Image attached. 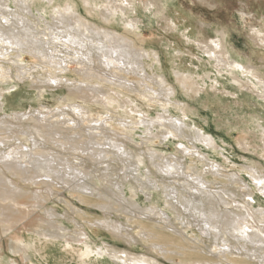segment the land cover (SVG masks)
I'll use <instances>...</instances> for the list:
<instances>
[{
	"label": "rangeland",
	"instance_id": "1",
	"mask_svg": "<svg viewBox=\"0 0 264 264\" xmlns=\"http://www.w3.org/2000/svg\"><path fill=\"white\" fill-rule=\"evenodd\" d=\"M0 1H5L3 3L8 4L12 12L19 11V0ZM27 1L31 3L32 7V0ZM49 1L50 0H36L39 7L48 5L45 11L46 20L39 17L40 13L37 11V8V10L32 8L30 10L32 14L29 13L26 16L27 19L32 21L40 20L37 23H40L38 26L43 29L47 26L50 27L57 24V21L53 20L55 9L53 8V4L48 3ZM74 1L79 4L82 15L87 19L107 29H117L128 39L136 43H133L136 49H141V51L142 48L149 50L155 49L160 52L163 70L168 76L169 81L176 87V95L167 93L168 95L166 96V92H156L159 87L158 85H154L150 80H158L155 78H158L160 74L157 73L156 67L160 66L158 64L154 65L155 59L152 53L150 59L148 56H144L143 58L145 72L147 77L149 76L147 80L145 79L146 82L140 74L125 75L119 73V69L121 71L123 67L120 66L117 61L111 65V70L117 68L118 71L115 70L114 74L117 77H121V79L123 77L122 80H120V78L114 80V78H109V75H101L100 78H95V76L93 78L85 77L81 72V68L78 67L76 63H71L69 64L70 70L60 75L69 82L52 86L43 83L40 79V77L47 73L46 69L42 70V68L38 67V71L35 68L36 64L41 62L30 54L25 53L20 56L21 59L20 57L15 58L17 59L15 61L17 62L16 65H19L20 68L24 66L25 68L23 67L22 69L27 68L28 70H32L29 76L30 78L25 75L24 80H19L16 77V70H14L13 76L10 78L8 74L1 73L0 70L1 101L2 103L4 102V96L8 97L10 100L6 107H3V104L0 107V124L4 120L6 124L0 125V129L5 126L3 128L5 132L1 134V136L8 138L10 134L11 136L14 135L12 131L17 128L23 129L22 131H24V133L16 135L17 137H15L14 140L13 138H11V140H2V142L4 141V145L2 144L4 147H6L5 145L11 147L13 143H15L16 146L22 149L28 147L33 152L35 149L31 141L32 138L40 142V138L33 127L41 126L48 131L57 130V122L55 121L68 122L69 118L61 116V111H67L75 116L73 110L68 109V105L87 110H89L88 107L94 105V110H90L91 117L96 120H100L104 117L109 121V125L107 124L102 127V134L95 135V132L87 131L86 122L88 123V120H86L84 124L80 123L77 128L76 126L73 127V122L70 121L67 125L71 128V132L70 129L62 127L63 130H59L61 137L58 136L59 138H56L61 141H68L70 144L84 141L83 139L85 138H92L96 140L97 143H102L105 141L104 138L109 136V139L113 138V140L126 145L128 148H126V152L123 149V152H119L121 153L119 155L124 153L123 159L125 160V164H121L122 162L119 160L114 161L116 156L113 154H111V157H109V155H104L102 158L95 156L93 158L92 151L90 150L83 153L69 148L72 147L70 145H67L65 150L61 144H57L55 141L51 140L49 143L45 144L44 147L40 146L39 148V150L45 152L50 151L51 154L58 155L59 158L65 157V161L68 162L73 170H82V173H85L86 176H90L89 178L82 176V178L86 177L88 179L84 178V180L88 183H92L94 187L98 186L102 188L105 193L109 194L111 199L105 196L100 197L99 195L92 194L93 192L78 191L75 177L71 178L70 184H61V181L56 179L55 181H48L49 185L40 186L37 183L33 184L32 181L23 180V174L26 177L32 176L33 178L37 176V174H43L41 170H34L26 166L29 172L24 173L22 168L16 163L14 164L17 166V171H19L18 175L15 176L9 171L4 170L6 177L14 181V183L21 188V192L18 193L17 196V206L12 207V209H16L14 217H17V221L15 220V223L10 222L11 219H9L8 224H6L7 222L2 223L0 220V264H30L25 259L22 251H14L15 247L9 239L14 233L19 237L21 236L28 245L32 246L31 260L35 264H127L125 260L129 263L132 262V260L135 261L143 258L153 261L152 264H191L183 260V252L187 251L191 253L199 252L203 256L206 255V257L212 259V263L203 264H230L227 258L223 257V259H221V254H216V256H214L215 252L212 250H214L215 245H213L210 252L204 253L202 251L204 248H207L211 239L212 242H214L212 237L213 234H210L211 236H203L200 227L195 224V220L193 222L195 224L194 227L187 228L180 225L183 220L182 216L186 217L188 215L183 211L180 205L188 207L185 198H187L186 196H188L189 191L185 190V193H182L183 198L179 200L178 207L175 208L166 206L167 201L169 202L170 200L166 198L165 195L167 192L165 191L168 186H172V182L175 179L180 180L178 177L179 174H177L180 171L182 172L180 176L185 174L184 176L187 177V174L189 175L188 169H190V171L193 168L202 171L209 170L207 167L203 166L205 164L200 160L202 158L201 156L199 157V153L200 155L206 156V159L211 161L212 164H218L222 170H220L219 175L206 176V179L212 183V188L215 187L219 189L229 183V178H232L233 192L236 196H230L229 200L231 201V206L236 208L232 210L235 213L236 220L242 221V218L239 219V217L244 215V217L247 218L246 220L249 219V227L252 226L254 228L255 226L254 230L264 231V216H262L264 215V192L256 185L251 177L250 170H248L249 168H254L256 164L259 163L264 165L263 94L258 93V88H254L252 84L253 78L244 75V73L237 69L231 70L228 63L219 62L209 51V48L213 45L212 40H216L218 37L217 33L226 31L228 35L227 41L230 44V51L232 54H234L237 59H241L246 65H253L264 72V42L261 41L258 38L259 35L256 34V32L260 31L261 35H264V0H136L137 6L139 7V15L137 14L136 16L140 19L137 21V27L133 29L121 23L120 25L115 23L118 26L115 24L109 26L104 19L102 20L99 17L98 14L101 10L103 11V8L99 7V4L105 2V0H91L90 3L92 5L90 6L84 3L83 0ZM150 1L153 2V6L150 4ZM66 2H69V0H58V5H63ZM0 11H3L5 14L8 12L6 6H4L2 10L0 8ZM136 16L133 15V18L136 19ZM1 22L2 24L5 23L4 21ZM40 28H38V30ZM198 42L202 43L198 44ZM207 43L208 46H206ZM11 54L12 57L16 56L15 52ZM209 55L211 57H209ZM19 63L22 64V66H20ZM2 64L10 66L13 69H15L16 66L15 64L13 65L11 60L0 59V66ZM225 64L226 66H224ZM104 66H102L105 68L104 71L109 73L108 66ZM193 82L195 86L192 85ZM146 83H149L150 86L147 87L145 85ZM150 87L151 89H149ZM46 89H48V91H46ZM258 90L260 91V89ZM82 92L88 94L90 97H94L96 101L93 102L92 99L87 96L83 98ZM145 96L149 97L146 98ZM145 98L147 100H145ZM184 104L189 106L190 111L188 113L189 118L186 119L182 117ZM15 113L28 115L18 121L10 117ZM75 114L77 115V112ZM160 116H163L165 119L168 118L165 121L166 123L163 121V124H166V126H169V119L171 117H174V119H182L188 125L190 124V129H198L205 135L213 137L217 141L216 147H206V145L201 142H194V145H192L185 139L180 140L173 137L171 138L170 136L167 140H163L159 132V128H162V126L151 129V132L147 127L148 125L142 123L143 119L147 120V117L157 121L160 119ZM33 117L40 120L39 123L31 120ZM73 118L79 121L78 117ZM44 119H46V122ZM188 119H190V121ZM47 125H50V127ZM64 129L68 131V135L64 132ZM73 131H78L80 136L75 138L76 136H74ZM181 144L190 147L194 157L189 155V153L183 154L181 152ZM2 145L0 143V146ZM79 146L88 147L86 144H79ZM106 149L111 148L106 146ZM67 150L68 152L64 153V151ZM54 151H60L61 154H56ZM131 152L134 154V158H132ZM142 155H145V164L142 162L139 163L140 160L137 156ZM151 155L156 156L157 160L160 159L159 162L161 161V163L163 161H165L163 163L170 161L167 164L174 165L172 162H176L177 164L175 165H178L177 169L179 170L174 171V177L168 175V170L166 171V169H154L149 161ZM127 156L130 159H126ZM98 161H101V163ZM103 161L105 164H102ZM108 162L113 166L115 165L114 167L117 169L114 178H117L115 181L120 182L122 185V187H120V191L122 192L120 196L136 200L143 213L137 211V209L136 211L144 215L146 214L145 216L135 215L133 212L128 213L125 208L121 209L120 206L123 205L124 202L117 201L113 195L109 193V188L112 187V185L108 183L110 186L108 187L100 180V174H103V171H105L104 169L107 168L106 163ZM3 163L0 162V164ZM133 163L137 164L135 165ZM127 164L129 165L127 166ZM132 164L135 167H132ZM192 166L194 167L192 168ZM181 167L184 169L182 170ZM149 169L150 173H148ZM109 171L113 173L112 170ZM124 171H126V175L125 173L123 174ZM212 171H216V169ZM129 172L130 177H128ZM95 173L97 175L99 174V176H95ZM166 175L170 177L168 178ZM144 176L152 180V182H155L158 187L152 185H150V187L148 186L150 189H143L140 187V183L142 182L141 179H143ZM216 176L218 178H216ZM138 177L137 183L133 178ZM188 177L191 182L194 181L190 176ZM215 179H218V181L216 182ZM41 180L42 179L39 178L37 182H41ZM56 181L59 182V184ZM194 183L196 184L198 182L195 181ZM171 188L172 187H170V189ZM211 190L214 191V189ZM180 191L181 188H179L178 193ZM37 194H39L38 196L40 199L36 198ZM80 194L97 202H101V204H87L82 199L78 198ZM132 194L134 198H132ZM180 195L181 192L179 196ZM7 202L8 205L12 203L10 201ZM170 202L177 204L175 201ZM247 203H249V205ZM154 205L160 206H158V208L161 209L158 210L160 212L155 211L156 213L154 212V214L149 213L150 209L156 207ZM195 205L212 210L205 199H202L201 203H195ZM231 206H221L224 216L226 210L232 209L230 208ZM248 206L250 207L248 213H250L251 216H247L245 210ZM133 210H135V208ZM161 211H163L162 213L165 215H162ZM7 214L10 213H7L6 210L5 215ZM49 216L54 217V220H50L51 218H49ZM165 216L170 220L165 219ZM232 218L233 220L235 219L231 217L230 220H232ZM39 221H41V223ZM47 222L54 226L57 225L56 227H64L69 231L67 234L74 232L76 229L82 232L86 231L89 238H79L81 240H79L80 242L76 238L77 240H73L74 242H70L71 244L68 246V243L65 242L66 237L57 238L58 240L45 237L42 228H46L49 225ZM137 222L148 224L153 227L152 229L156 232H162L164 234L169 233V235L175 236L178 238L177 243L179 245L163 246L164 250L160 251L159 249L161 246L153 247V245L149 243V241L153 240V235L150 232V237L152 236L150 239L147 238L149 236L147 234L149 233H146V235L138 233L140 231V226L135 225ZM11 224L16 225L12 230L6 231L4 227L6 225L10 226ZM173 225L177 226L182 233L174 232ZM243 227L242 228L245 230L248 229L245 226ZM224 228L221 230L223 233L226 232ZM13 230L15 231L14 233ZM227 231V234H229V232L232 235L238 234L234 233L232 230V232L230 230ZM209 232L212 233V230L210 229ZM249 233H251V230H249ZM262 234L264 236V233H260L261 236ZM87 244L93 250L88 257L84 255ZM105 245L113 249V251H110V255L105 254L104 257H101L98 252L101 249H107ZM234 254L236 255L234 256L235 258H243L245 262L264 264L261 260L252 262V260L246 259L245 255L240 253L234 252ZM239 255L243 257H237ZM154 261H156V263H154Z\"/></svg>",
	"mask_w": 264,
	"mask_h": 264
},
{
	"label": "bare ground",
	"instance_id": "2",
	"mask_svg": "<svg viewBox=\"0 0 264 264\" xmlns=\"http://www.w3.org/2000/svg\"><path fill=\"white\" fill-rule=\"evenodd\" d=\"M83 1L88 6L92 5L90 3L91 0H83ZM98 1H100V0H98ZM3 2H5V1H2V2L0 1V3H1L0 8L2 10V8L4 6H6L8 12H6V14H5L3 11H0V59L11 60L13 65L14 64L16 65L17 62L15 60H17V59H15V58L20 57L24 53L30 54L31 56L35 57L36 59H38L41 62V63L36 64V66H35L36 69L38 67L42 68V70L46 69L47 73L45 75H43L42 77H40V79H41V81H43V83H46L48 85L50 84L52 86H57L59 84L61 85L63 83H68L69 81L65 80L64 77H62L60 75H62L65 72L67 73L70 70L69 64H71V63H74V64L76 63L78 65V67L81 68V72L83 73V75L85 77H92L93 78L95 76V78H100L101 75H109V78L110 77L114 78V80L119 79V78H120V80H122L123 77L121 79V77H117L114 74L115 70L118 71L117 68L115 69L114 67H112L114 69L111 70V65H113L117 61L119 62L120 66L123 67L121 69V71L119 69V73H122L125 75L126 74H128V75L129 74H140L143 76L144 80L145 79L147 80V78L149 76L147 77V75H146L143 58H144V56H148L150 59L151 53H152L154 56V59H155L154 65L158 64L160 66V67H156V71L158 74L161 75V76L159 75L158 78H155L158 80H154V79L150 80L154 85H156V86L158 85L159 89H157L156 92L157 93L158 92H166V96L168 94H175L176 95V87H174L173 84L169 81L168 76L166 75V73L163 70L160 52H158L155 49L149 50V49L142 48V51H141V49L140 50L136 49V47L133 45V43L134 44H136V43L134 41H131L130 39H128L123 33L119 32L117 29H112V28L107 29V28L100 26V25H97L96 23L87 19L84 15H82V12L79 9V4L76 1H74V0L70 1L69 0V2H66L63 5H58V0H50L48 3L53 4V8L55 9V13H54L55 15L53 16V20L57 21V24H54L53 26H50V27L47 26L45 29L40 28L38 26L40 23L38 24L37 22H39L40 20L39 21L38 20L32 21V20L27 19L26 16H27V14L31 13L30 10L32 8H35V9L37 8L38 10L37 9L36 10L40 13L39 17L46 20L45 11H46V7L48 5H42V7H39L37 5L36 0H32L33 6L31 7V3H29V1L19 0V4H20L19 11L12 12L11 11L12 9L8 6V4H5ZM150 4L153 6L152 1H150ZM99 7L103 8V11L101 10L102 12L101 11H100V13L98 12L99 17L102 20L104 19V21H106L109 26L114 25L115 23L120 25V23H121L122 25H127L131 29H133V28L137 27V25H138L137 21L140 18L136 16L139 12V7L137 6L136 0H105V2H101L99 4ZM153 8H155V7H153ZM92 12H94V11H92ZM90 15H91V13H90ZM133 15H135L137 18L134 19ZM32 17H33V15H32ZM1 21H4L5 23L2 24ZM45 23H48V22H45ZM117 24H115V25H117ZM113 27H115V26H113ZM38 28H40V29L38 30ZM120 29H122V28H120ZM217 34H218L217 39L212 40L213 45L212 46L210 45L211 46L209 48L210 53H212L214 58L216 60H218L219 62L228 63L230 65L231 70L237 69V70L241 71L242 73H244V75H248L251 78H253L252 84H253L254 88L260 89V91L258 89H257V91H258V93L263 94L262 97L264 98V93H262V92H264V72H262L261 70H259L258 68H256L253 65H246V63L242 62L241 59H237L234 56V54H232V52L230 51L231 50L230 44L227 41L228 35H227L226 31L218 32ZM256 34L259 35L258 38L264 42V35H261L260 31L256 32ZM201 43L198 42V44H201ZM206 46H208V43ZM12 52L16 53V56L14 55L15 57H12V54H11ZM209 57H211V56L209 55ZM20 59H21V57H20ZM104 65L108 66L107 68H108V71H110L109 73L104 71L105 70L104 67H106ZM20 66H22V64H20ZM102 66H104V67H102ZM117 66H119V65H117ZM219 66H221V65H219ZM224 66H226V64ZM22 68H20L19 65H16L15 69H13L10 66L3 65V64L0 66L1 73L8 74L10 78L13 76L14 70H16L17 71L16 77L19 80H24L25 75L29 77L31 75V72H32V70H28L27 68L26 69H22ZM97 71H100V72H97ZM79 74H81V73H79ZM184 79H186V78H184ZM146 80H145V82H146ZM124 81H127V80H124ZM145 85L147 87L150 86L149 83H146ZM192 85L195 86L194 82ZM196 87H197V85H196ZM80 89H81V87H80ZM149 89H151V87ZM46 91H48V89H46ZM82 96H83V98H84V96L89 97L90 99H92L93 102L96 101L94 97H90L88 94H86L84 92H82ZM147 97H149V96H147ZM146 98H145V100H147ZM3 99H4V102L2 103L1 96H0V107L2 104H3V107H6L7 103H9V101H10L9 98L5 97V96L3 97ZM167 102H168V100H167ZM93 106L88 107L89 110H87L84 108H79L76 106L68 105V109L73 110V114L75 116L71 115V113H69L67 111H61L60 112L61 116H63L64 118H67V117H69V118H68V122H64V121L59 122L58 120H56L55 122H57L56 123L57 130L48 131L46 129H43L41 126L33 127V128H35V131L38 134V137L40 138V142H41L40 143L35 138H32L31 141L33 142V145H34L33 148L35 149L34 150L35 152L34 151L32 152V150L28 147L22 149L21 147L16 146L15 143H13V145L11 147H9V145H5L7 148L4 147L3 146L4 141L2 142V140H4V139H10L11 140V138H13V140H14L15 137H17L16 135H18L20 133H24V131H22L23 129L21 130L20 128H17L16 130L12 131V133L14 135L11 136V134H10L9 137L7 138L4 136H1V134H4V132H5V130L3 129L5 126H3L2 129H0V143H1V145L3 144L2 145L3 148H2V146H0L2 148V150L0 148V162H2V163L4 162L3 164H0V220L2 223L7 222L6 224H8L9 219H11L10 222H14V223L17 221V217H14V215H15L14 213H15L16 209L14 210V209H12V207L17 206L16 205L18 203L17 196H18V193L21 192L20 191L21 188L18 187V185L16 183H14V181H11L8 177H6V174L4 172V170H7L10 173L14 174L15 176L18 175L19 171H17V169H16L17 166L14 163L19 165V167L22 168L24 173L29 172V169H27L26 166H29V167L33 168L34 170H36V169L41 170L43 172V174H37V176H34L33 178H32V176L26 177L23 174V180L29 181V182L32 181L33 184L37 183L40 186L41 185H49L48 181H55L56 179L61 181V184L62 183L63 184H70L71 178L75 177L76 185H78L76 188L78 191H81V192L86 191V192H90V193L93 192L92 194L99 195L100 197L105 196L106 198L111 199L109 194L105 193L102 188H99L98 186L94 187V185H92V183L90 184L86 180H84V178H86V177L89 178L90 176H86L85 173L81 172L82 170L81 171H79L78 169L73 170L71 168V166L68 164V162L65 161V157L59 158L58 155L51 154L50 151L45 152L43 150H39L40 146L44 147L45 144L49 143V141L51 140V141H55V143H57V144H61L65 150L67 148L66 147L67 145L72 146L69 148H72L74 150H77V151H80L83 153H86L88 150H90V151H92V157L93 158H94V156L102 158L104 155L105 156L109 155V157H111V154H113L116 156L114 161L119 160L120 162H122L121 164H125V160L123 159L124 153L122 155H119V154H121L119 152H123L122 149L124 151L125 150L127 151L128 148L126 147V145L121 144V143L117 142L116 140H113V138L109 139L108 138L109 136H107V138H104L105 141L102 143H97V141L92 139V138H85V139H83L84 141L76 142L75 144H72V143L70 144L68 141H61V140L57 139V138H59L58 136L61 137V133L59 132V130H63L62 127H65L66 129H70V132H71V128H69L68 127L69 125H67V123H69L70 121L73 122V127L76 126V128H77V126H79L80 123L84 124L86 122V120H88L89 122L88 123L86 122V125H87L86 127L88 129L87 131L95 132L96 133L95 135L102 134V131H103V130H101L102 127L104 125H107L109 123V121L106 120L104 117H102L103 119L101 118L100 120H96V119L92 118L91 117L92 115H90L91 114L90 110L91 111H92V109L94 110ZM43 111H44V109H43ZM76 112H77V115L75 114ZM182 112H183L182 117H185V119L189 118L188 113L190 111H189V106L187 104L183 105ZM42 113H44V112H42ZM26 115H28V114L15 113V114L11 115L10 117L14 118L15 120L20 121ZM7 117H9V116H7ZM73 117H78L79 121H77ZM167 119L168 118L165 119L163 116H160V119L156 121V120L149 119L147 117V120L143 119L142 123H144L145 125H148L147 127L150 130L153 128H156L157 126H162V128H159V130H160L159 132L161 134L160 137L163 138V140H165V139L167 140V138L170 136L171 138L173 137V138L180 139V140L185 139L189 143H191L192 145H194L193 144L194 142H201V143L205 144L206 147H216L217 141L213 137H211L209 135H205L204 133H202L198 129H190V124L188 125L182 119H180V118L174 119V117L173 118L171 117L169 119L170 120L169 126H166V124H163V121L165 122ZM31 120H34L38 123L40 121V120L36 119V117H33ZM188 120L190 121V119H188ZM44 121L46 122V119H44ZM188 123H190V122H188ZM1 124H5V120ZM13 124H14V121H13ZM11 125H12V123H11ZM47 126L50 127V125H47ZM195 127H196V125H195ZM76 128H75V130H76ZM64 132L67 134L68 131L64 129ZM151 132H152V130H151ZM151 132H149V133H151ZM73 134H74V136H76L75 138L80 136L78 131H75V132L73 131ZM93 138H95V137H93ZM79 144H81V145L86 144V145H88V147L87 146L80 147ZM106 146L111 148V149H106ZM59 147H61V146H59ZM193 149H194V147H193ZM54 152L56 154L57 153L61 154L60 151H58V152L54 151ZM66 152H68V150L64 151V153H66ZM181 152L183 154L189 153V155H192L194 157V154L192 153L191 148L187 147L186 145L181 144ZM32 154H33V157H32ZM153 154H155V153H153ZM86 155H88V154H86ZM198 155H199V157L201 156V158L203 159L202 160L199 158L205 164L203 166L207 167L209 170H206V171L197 170V168H193L194 166H192L193 169L191 171H190V169H188L189 175L187 174V177L184 176L185 174L180 176L182 174L181 171L179 173H177V174H179L178 177L180 178V180L175 179L173 182L171 181L173 184L170 187H172V188L170 189V187L168 186V188L166 187L167 190L165 189L166 190L165 192H167V194L165 195L166 198L170 201H175L177 204H175L174 202H170V201L168 202L167 201L166 206H170L171 208L178 207L179 200H181L183 198L182 193L184 194L185 190L189 191V193H188L189 197L186 196L187 198H185L187 201L188 207L180 205V206H182L183 211L185 213H187L188 215L186 217L182 216L183 222L181 221L182 224H180V225L188 228V227H194L196 224L197 226L200 227V229H201L200 231H201V234L203 236H211L210 234H213L212 237L214 239V242H212V239L210 240V242L206 248L207 250L205 248H204L205 250L204 249L202 250L204 253L210 252V250H212L213 245H215L214 250H212L215 252L214 256H216V254L217 255L221 254L222 255L221 259H223V257L227 258V260L230 264H254V263H249V262L243 261V258H242L243 256H241V255H239L237 257L241 256L242 259L235 258L234 256H236V255L234 254V252L245 255L246 259L248 258L249 260H252V262L257 261V260H261L262 262H264V236H263V234H262L263 237L260 235V233H264V231L263 230L262 231L261 230L256 231V229L254 230L255 226H254V228L252 226L249 227L248 226V225H250L248 222L249 219L246 220L247 218L244 217L243 214H242L243 216L239 217V219L242 218L241 219L242 221L236 220L235 213H234V211H232L233 209H236V208H233L231 206V201L229 200L230 196H233V195L236 196L233 192V187H232L233 184L231 182L232 178L231 179L229 178V183L225 184L224 186L220 187L219 189H216L215 187L212 188L211 187L212 183L206 179V176L207 175H216V174L219 175L221 169H220L218 164H212L211 161H208L206 159V156L200 155L199 153H198ZM131 156H132V158H134V154L132 152H131ZM137 157L140 160L139 163L142 162L143 164H145V162H144L145 161L144 160L145 155L137 156ZM128 158L129 157L127 156L126 159H128ZM150 158L151 159L149 161L151 162V166L154 169H156V170L160 169V168H161L160 170L166 169V171L168 170L167 173L170 176L174 175L173 174L174 171L179 170V169H177L178 165H175V164H177L176 162L175 163L172 162L174 165H171V164H167L170 161H168L166 163H163L165 161H163L162 163H161V161L159 162L160 159L157 160L156 156L151 155ZM111 159H113V158H111ZM171 161H173V160H171ZM178 161H180V160H178ZM98 162L101 163V161H98ZM103 163H104V161L102 162V164ZM181 163H179V164H181ZM133 164H135V163H133ZM106 165H107L106 166L107 168L104 169L105 171H103V174H100L101 178L100 177L99 178L108 187H110L108 185V183L112 185V187L109 188V193H111L117 201H123L124 202V204L121 205L120 208L121 209H123V208L127 209L128 213L133 212V213H135V215L145 216L146 214L145 215L142 214L143 212L141 211V208L137 204L136 200L128 199V198L120 196V194H122V192L120 191V189H121L120 187H122V185L120 182L115 181L117 178L116 179L114 178V176H115L114 174H116L115 171L117 169L114 167L115 165L113 166L109 162L106 163ZM128 165L129 164H127V166ZM118 166H119V164H118ZM56 167L58 169H61V170H58ZM132 167H135V166L133 165ZM53 168H55V169H53ZM181 168H182V170L184 169L183 167H181ZM258 168L261 170H259ZM67 169H69V170H67ZM150 169H151V167H150ZM150 169L148 170V173H150ZM215 169H216V171H212ZM109 170H112L113 173ZM248 170H250L251 177L253 178L256 185H258L259 189L262 192H264V173H263L264 172V165L259 163V164H256V166L254 168H249ZM124 173L126 175V171H124L123 174ZM131 173H132V171H131ZM96 175L97 174L95 173V176ZM168 175H166V176H168ZM82 176H86V177L82 178ZM97 176H99V174ZM170 176H168V178ZM188 176H190L194 181L191 182L190 178ZM128 177H130V172H129ZM178 177H177V179H178ZM29 178H31V179H29ZM39 178L42 179L41 182H37V180ZM88 178H86V179H88ZM216 178H218V177L216 176ZM133 179L138 183L137 180L139 179V177L133 178ZM219 179H220V177H219ZM215 180H216V182L218 181V179H215ZM141 181L142 182L140 183V187H142L143 189H145V188L150 189L149 188L150 185L157 186V184L155 182H152V180L147 179L145 176L143 179H141ZM195 181L198 183L195 184L194 183ZM57 183L59 184V182H57ZM154 188H156V187H154ZM179 188H181V191H180L181 195L180 196H179L180 192L178 193ZM168 189L170 190V192ZM211 189H214V191ZM106 190H108V189H106ZM168 193H169V195H168ZM243 193H244V191H243ZM246 193H248V192H246ZM123 194H124V192H123ZM38 195L39 194H37V197L36 196L35 197L37 199H40V197ZM124 196H125V194H124ZM244 197H245V195H244ZM78 198L82 199L87 204H91V205L92 204H95V205L101 204V202H97V201H95L89 197H85L81 194ZM132 198H134L133 194H132ZM202 199L206 200V203H208L211 206L212 210L207 209V208L202 207V206L200 207V206L195 205V203H201ZM7 201L12 202V203H9L10 206L8 205ZM247 204L249 205V203H247ZM223 205L231 206L230 208H232L231 210L225 209L226 210L225 216L222 214L223 211L221 209V206H223ZM154 206H156V207L150 209L149 213L154 214L155 211H158L160 209V208H158L159 205H154ZM134 208H135V210H133ZM244 208H246V207H244ZM249 208L250 207L248 206V208L245 209L247 212V216H251L250 213H248ZM136 209H137V211H141L142 213L137 212ZM6 210H7V213H10V214L5 215ZM158 212H160V211H158ZM162 212L163 211H161V214L165 215ZM261 212H263V211H261ZM48 215H49V213H48ZM229 215H231V216H229ZM238 215H240V214H238ZM236 216H237V214H236ZM262 216H264V215H262ZM69 217H70V215H69ZM231 217H234L235 219L233 220V218H232V220H230ZM252 217H253V215H252ZM49 218H51L50 220H54V217L49 216ZM146 218H148V217H146ZM6 219H8V220H6ZM159 219H161V218H159ZM165 219H168V218L165 216ZM168 220H170V219H168ZM194 220L196 221L195 224L193 223ZM30 222H31V220H30ZM39 222L41 223V221H39ZM15 225L14 224H11L10 226L6 225L4 228L6 231L12 230L15 227ZM135 225L140 226V231L138 232L139 234H141V235L145 234L146 235V233L150 232L153 235V240L149 241V243L152 244L153 247L161 246L159 249L160 251L164 250L163 246L168 247V245H174V246L179 245L177 243L178 238H176L173 235H169V233L164 234L162 232H156V231H154V229H152L153 227L149 226L148 224H144L142 222H137V223H135ZM56 226L51 225V223H50L46 228H42V231H43V234L45 235V237H48V238L50 237L52 239L55 238V240L57 238H65L66 237L65 242L68 243V246H70V244H71L70 242H74L73 240L78 239V241H79L80 240L79 238H82V239H83V237L89 238V235L86 231L82 232L79 229L75 228L76 230L74 232L71 231L72 233L67 234V232L69 233V231H67L64 227L61 226V228H60V227H56ZM181 226H180V228H181ZM243 226L247 227L248 229H246V230L243 229L244 228ZM29 228H28V230H29ZM223 228L226 230L227 233H228L227 230H230V231L232 230L234 233H238V234L232 235V234H230V232H229V234H227L226 232L223 233L221 231ZM173 229H174V232H176V233H178V232L182 233L177 226L173 225ZM210 229L212 230V233L209 232ZM40 230H41V228H40ZM249 230H251V233H249ZM14 232L15 231L13 230V233ZM150 233L147 234V235H149L147 237L148 239H150L152 237V236L150 237ZM127 234H129V233H127ZM214 234H216V235H214ZM145 235H144V237H145ZM155 238H157V239H155ZM9 239L15 247L14 251L15 250L22 251V253H23L25 259L28 261V263L35 264L31 260V254H32V252H31L32 246L31 245H28L25 242V240H23V238L21 236L19 237L15 233L13 235H11L9 237ZM105 246H107V245H105ZM110 249L111 248H109L107 246V249L99 250L98 254H100L101 257L102 256L104 257L105 254L110 255V251H113V249H111V250ZM92 251L93 250L91 249V247H89V245L87 244L84 255L88 257L89 255H91ZM157 253H158V250H157ZM183 254H184L183 260L186 263H191V264L192 263L193 264L212 263V259L206 257V255L203 256L199 252L198 253L197 252L191 253V252L187 251V252H183ZM168 257H170V256H168ZM171 259H173V258H171ZM125 262H127V264H152L153 261H150L147 258H143V259H137L135 261L132 260V262H129V263H128V261L125 260ZM154 263H156V261H154Z\"/></svg>",
	"mask_w": 264,
	"mask_h": 264
}]
</instances>
